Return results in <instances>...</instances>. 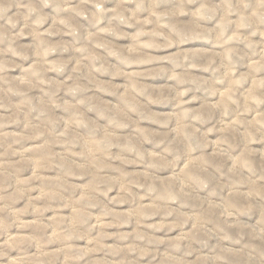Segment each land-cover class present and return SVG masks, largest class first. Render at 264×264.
Returning <instances> with one entry per match:
<instances>
[{
  "label": "clouds",
  "instance_id": "9594fccd",
  "mask_svg": "<svg viewBox=\"0 0 264 264\" xmlns=\"http://www.w3.org/2000/svg\"><path fill=\"white\" fill-rule=\"evenodd\" d=\"M0 264H264V0H0Z\"/></svg>",
  "mask_w": 264,
  "mask_h": 264
}]
</instances>
